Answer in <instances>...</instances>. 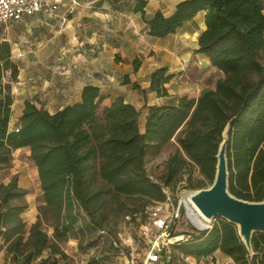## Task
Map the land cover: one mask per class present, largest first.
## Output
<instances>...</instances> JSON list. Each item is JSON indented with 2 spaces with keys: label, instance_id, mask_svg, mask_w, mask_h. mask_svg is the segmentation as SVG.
<instances>
[{
  "label": "trees",
  "instance_id": "obj_1",
  "mask_svg": "<svg viewBox=\"0 0 264 264\" xmlns=\"http://www.w3.org/2000/svg\"><path fill=\"white\" fill-rule=\"evenodd\" d=\"M145 6L146 0H136L143 16ZM200 11L206 27L197 51L223 76L197 99L181 96L174 105H150L143 130L134 105L118 96L101 106L99 88L90 84L79 101L55 112L26 100L18 128L10 130L11 83L19 68L9 42H0V169L12 165L14 150L28 148L42 194L37 219L26 231L27 204L21 200L27 191L16 177L0 184V247L13 264H58L62 241L92 245L95 233L107 234V222L118 214L130 218L147 211L149 218L150 207L165 199L161 186L171 191L185 173L190 188L208 187L227 125L229 190L241 199H264V0H181L171 15L157 10L146 18L149 34L164 37ZM171 77L165 67L153 70L150 89L166 95ZM170 143L175 149L161 169L148 172L147 156L159 155ZM194 166L200 174L195 179ZM117 241L112 240L118 246ZM251 245L252 254L237 226L224 218L175 244L197 259L219 251L232 258L229 264H264V233L254 234Z\"/></svg>",
  "mask_w": 264,
  "mask_h": 264
},
{
  "label": "crops",
  "instance_id": "obj_2",
  "mask_svg": "<svg viewBox=\"0 0 264 264\" xmlns=\"http://www.w3.org/2000/svg\"><path fill=\"white\" fill-rule=\"evenodd\" d=\"M179 1L146 0L143 16L135 9L136 0H58L51 14L38 12L1 27L0 42H9L19 68L11 83L9 129L18 128L26 100L55 112L79 101L89 84L99 88L101 106L118 96L134 105L141 130L150 105H174L181 96L197 99L204 89L215 88L223 73L197 51L206 27L204 11L164 37L149 34L146 18L157 10L171 15ZM160 67L172 75L166 95L150 89V74ZM22 149L30 154L18 148L13 157ZM218 255L232 263L231 257Z\"/></svg>",
  "mask_w": 264,
  "mask_h": 264
},
{
  "label": "rangeland",
  "instance_id": "obj_3",
  "mask_svg": "<svg viewBox=\"0 0 264 264\" xmlns=\"http://www.w3.org/2000/svg\"><path fill=\"white\" fill-rule=\"evenodd\" d=\"M174 149L175 143H170L159 155L155 157L147 156L146 167L148 172L155 175V172L161 169L164 161ZM192 170L194 179L200 177L195 166L192 167ZM13 177H16L18 186L27 191L21 201L27 204L22 215L27 224L26 231H28L30 225L37 219L42 194L37 168L26 149L15 153L10 167L0 169V184H7ZM187 177L188 174L185 173L179 184L171 189V204L175 210H178V215L174 219L171 229V234L175 236L170 244L173 253L172 264H229L222 261L219 255L199 259L191 256L186 262L184 260L186 255L182 254L179 248L175 246L178 242H184V238L189 237L193 231L209 228L215 221V219H203L190 201L189 194L195 189L188 186ZM125 215L118 214L112 217L105 228L107 234L97 231L94 235L95 242L92 245L80 246L75 238L62 241L60 248L64 255L62 256L59 253L56 255L59 259L58 264H89L92 259L95 260V264L141 262L145 258L148 249V240L145 235V225L149 223L148 213L147 211L137 212L134 217L131 216L130 218ZM44 227L48 234L52 235V227L45 222ZM258 233L260 232L254 234L257 235ZM113 239L119 240L117 241L118 246L114 245ZM44 254L47 255L48 252ZM0 264H13L11 256L6 253L4 247H0Z\"/></svg>",
  "mask_w": 264,
  "mask_h": 264
},
{
  "label": "water",
  "instance_id": "obj_4",
  "mask_svg": "<svg viewBox=\"0 0 264 264\" xmlns=\"http://www.w3.org/2000/svg\"><path fill=\"white\" fill-rule=\"evenodd\" d=\"M228 132L229 125L222 132L211 185L191 191L189 199L204 219L224 218L235 224L245 247L252 254L251 241L254 233H264V199L249 201L238 198L230 192L226 152Z\"/></svg>",
  "mask_w": 264,
  "mask_h": 264
},
{
  "label": "built area",
  "instance_id": "obj_5",
  "mask_svg": "<svg viewBox=\"0 0 264 264\" xmlns=\"http://www.w3.org/2000/svg\"><path fill=\"white\" fill-rule=\"evenodd\" d=\"M57 7L58 0H0V28L12 20L38 12L51 14ZM161 190L165 199L150 207L149 223L145 225L148 240L145 258L141 262L130 261L126 264H172L173 253L170 244L175 236L171 234V229L178 210L171 204L170 189L162 185ZM190 258L191 256L186 255L184 260L187 262Z\"/></svg>",
  "mask_w": 264,
  "mask_h": 264
},
{
  "label": "bare ground",
  "instance_id": "obj_6",
  "mask_svg": "<svg viewBox=\"0 0 264 264\" xmlns=\"http://www.w3.org/2000/svg\"><path fill=\"white\" fill-rule=\"evenodd\" d=\"M204 219V218H203ZM206 220V219H205ZM195 222V221H194ZM196 223V222H195ZM197 224V223H196Z\"/></svg>",
  "mask_w": 264,
  "mask_h": 264
}]
</instances>
